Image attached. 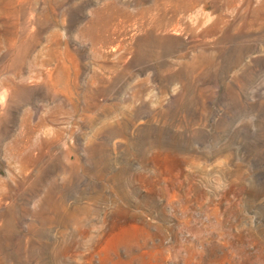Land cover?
Returning <instances> with one entry per match:
<instances>
[{
	"label": "rangeland",
	"instance_id": "obj_1",
	"mask_svg": "<svg viewBox=\"0 0 264 264\" xmlns=\"http://www.w3.org/2000/svg\"><path fill=\"white\" fill-rule=\"evenodd\" d=\"M0 91V264H264V0H0Z\"/></svg>",
	"mask_w": 264,
	"mask_h": 264
},
{
	"label": "water",
	"instance_id": "obj_2",
	"mask_svg": "<svg viewBox=\"0 0 264 264\" xmlns=\"http://www.w3.org/2000/svg\"><path fill=\"white\" fill-rule=\"evenodd\" d=\"M5 92L4 91H0V100H4L5 99Z\"/></svg>",
	"mask_w": 264,
	"mask_h": 264
},
{
	"label": "bare ground",
	"instance_id": "obj_3",
	"mask_svg": "<svg viewBox=\"0 0 264 264\" xmlns=\"http://www.w3.org/2000/svg\"><path fill=\"white\" fill-rule=\"evenodd\" d=\"M108 17H109V16H108ZM103 20H104V19H103ZM96 23H97V22H96ZM101 23H102V21H101ZM95 25H96V24H95ZM97 27H98V26H97ZM101 27H102V26H101ZM89 28H90V27H89ZM94 29H95V28H94ZM101 29H102V28H101ZM88 31H89V30H88ZM102 38H103V37H102ZM99 39H100V38H99ZM99 39H98V40H99ZM103 39H104V38H103Z\"/></svg>",
	"mask_w": 264,
	"mask_h": 264
}]
</instances>
